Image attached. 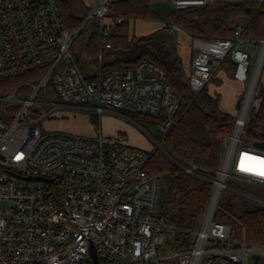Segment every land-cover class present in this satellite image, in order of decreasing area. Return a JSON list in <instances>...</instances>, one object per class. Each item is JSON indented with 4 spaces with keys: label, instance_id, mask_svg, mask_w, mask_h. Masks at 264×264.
I'll list each match as a JSON object with an SVG mask.
<instances>
[{
    "label": "built area",
    "instance_id": "obj_1",
    "mask_svg": "<svg viewBox=\"0 0 264 264\" xmlns=\"http://www.w3.org/2000/svg\"><path fill=\"white\" fill-rule=\"evenodd\" d=\"M114 1L96 0L86 17V23L98 22L104 37L123 20L110 16ZM243 30L239 25L232 37L212 42L192 40L189 84L195 96L228 55L235 80L248 85L234 127L223 139L204 221L184 248L166 254L159 247L171 229L156 219L162 178L147 171L155 148L132 145L123 133L43 132L35 125L47 117L46 107L99 116L141 114L160 119L161 140L151 138L163 148L180 108L166 70L141 61L105 71L104 53L112 50L105 43L96 70L85 73L76 54L77 32L68 28L58 0H0V80L44 71L34 83H24L31 88L27 97L17 89L0 96V264H94L93 248L100 264H253L255 254L257 264H264V247L238 241L231 225L214 219L228 178L264 185V175L258 174L264 150L246 138L258 89L252 88L247 101L258 48L245 47L250 41L242 37ZM51 89L58 99L51 97ZM31 111L41 115L33 118ZM180 166L198 174L194 165Z\"/></svg>",
    "mask_w": 264,
    "mask_h": 264
},
{
    "label": "trees",
    "instance_id": "obj_2",
    "mask_svg": "<svg viewBox=\"0 0 264 264\" xmlns=\"http://www.w3.org/2000/svg\"><path fill=\"white\" fill-rule=\"evenodd\" d=\"M158 1L166 0H115L110 16L123 20L106 37L101 35L98 22L86 23L89 9L83 6L82 0H58V3L68 28L77 32L76 46L84 45L85 64L98 56L105 43H111V51L125 52L126 57L104 62L105 71L152 61L166 70L168 81L180 98L176 124L164 139L163 148L156 147L151 153L147 165L151 175L166 177V197L159 204L156 219L171 229L173 245L179 250L190 242L192 233L199 230L204 221L213 195L211 180L216 177L224 154L223 139L232 131L236 117L221 109V96H213L208 85L194 95L189 74L184 70L177 50L172 52L156 40V36L160 34L159 30L177 27L191 40L212 42L232 37L236 28L243 25L242 37L257 44L264 39V0H209L201 5L175 8L165 15L152 9V3ZM138 21H163L164 28L149 36H132V27ZM87 30L90 34L85 37ZM153 40L158 43L152 51L148 46ZM227 59L233 62L231 55ZM43 72L0 80V96L17 89L20 97H27L31 88L24 83H34ZM49 92L53 99H58L52 89ZM257 97V104L252 105L246 122L247 143L252 145L264 141V88ZM129 115L145 127L157 125L160 120L141 114ZM181 164L196 166L198 174L186 173ZM241 205L237 211L232 202H227L223 208L217 207L214 219L231 225L238 241L252 247H264V205L258 202L251 205L247 200Z\"/></svg>",
    "mask_w": 264,
    "mask_h": 264
},
{
    "label": "rangeland",
    "instance_id": "obj_3",
    "mask_svg": "<svg viewBox=\"0 0 264 264\" xmlns=\"http://www.w3.org/2000/svg\"><path fill=\"white\" fill-rule=\"evenodd\" d=\"M262 1V0H260ZM80 7V4H77ZM163 25V26H162ZM164 28L163 21H138L133 25V34L132 36L136 37H145L152 35L154 32ZM160 34L156 36V40L159 41L165 47L169 48L172 52L176 53L177 45H184L187 48L191 49V53H194L192 49V40L190 39L189 43L187 42L186 35L177 27H171L164 30H159ZM90 34V30H87L84 34L87 37ZM248 40L247 38H245ZM247 46L248 50H251L253 46H257V54L254 56L251 66V72L256 69L258 60L260 59L261 50H262V40L257 44L249 40ZM157 41H152L151 45L148 47L153 51L157 45ZM251 43V44H250ZM79 48V47H78ZM126 54L122 51H109L104 53V62L109 63L113 62L119 58H125ZM83 64L86 63V58L82 60ZM90 66L93 73L98 65L97 58H91ZM185 64V63H184ZM188 75V73H187ZM214 78L208 84V91L213 95L221 96L220 107L223 111L232 114L235 117L239 116L240 110L237 109L238 98L246 94V88L248 82L239 83L234 81L233 65L229 59L222 62V65L217 69L216 73L213 76ZM264 88V67L260 76L258 89L256 92L255 99L253 101V106L257 104L258 93L261 89ZM238 93L237 100H233V95ZM46 112L48 115L45 119L38 120L35 122V125L40 127L43 132L50 131H60L64 133H73L78 135H92L93 129L95 127L96 131L99 133L100 129L103 130L104 135H110V130L119 131L120 133L126 134L128 136L129 143H134L140 145L143 148L148 149L150 146L156 148L157 145L152 141L151 136L161 140V135L156 128V125H149L147 127L137 123L131 117L129 113L121 112L117 113H105L102 116H99L94 113H90L84 110L71 109V108H53L46 107ZM41 114L31 111V117L38 118ZM129 115V116H128ZM133 129H129V128ZM110 132L109 134H106ZM126 131V132H125ZM111 136V135H110ZM133 145V144H132ZM158 148V147H157ZM166 177H162L161 186H160V198L159 204L161 205L166 197ZM227 186L221 196L218 207L223 208L227 202H232L235 204L234 210H240L242 208L241 202L247 200L254 205L257 201L254 197L264 200V185L254 182H248L242 178L230 177L227 180ZM249 196H248V195ZM264 205V204H263ZM165 245L159 247L160 251L166 254H172L176 248L172 249L174 236L172 234L165 235ZM171 246H170V245Z\"/></svg>",
    "mask_w": 264,
    "mask_h": 264
},
{
    "label": "water",
    "instance_id": "obj_4",
    "mask_svg": "<svg viewBox=\"0 0 264 264\" xmlns=\"http://www.w3.org/2000/svg\"><path fill=\"white\" fill-rule=\"evenodd\" d=\"M173 1L174 2H178L181 5L188 6V5H201V4H204L206 1H209V0H173ZM173 1L172 0H169V1L166 0V1L154 2V3H152L151 7H152V9L154 11L158 12L159 14L165 15V14L173 11L176 8V5L174 4ZM263 49H264V39L262 40V50H261V52L263 51ZM84 52H85V48H84V45L82 44V45L79 46V48L77 50V53H76L80 62H82V59H83V56H84ZM258 62H259V60H258ZM81 67H82V70L85 73L89 72V70L87 69V67L84 64H82ZM263 67H264V60H263L262 66H261L259 77H258L257 81L255 82L253 91H255L257 89V87H258ZM256 68H257V66H256ZM255 70H254V72H255ZM241 103H242V99L240 98L239 101L237 102V109L240 108ZM253 146L256 147V148L264 150V141H256V142H254ZM37 179L42 180L44 178L38 177ZM210 205H211V202H210ZM210 205H209V207H210ZM92 253H93L94 264H100L99 260L97 258V255L95 253V249L94 248L92 249ZM259 258H260V256L258 254H255L253 256V259H254V263L253 264H257Z\"/></svg>",
    "mask_w": 264,
    "mask_h": 264
},
{
    "label": "crops",
    "instance_id": "obj_5",
    "mask_svg": "<svg viewBox=\"0 0 264 264\" xmlns=\"http://www.w3.org/2000/svg\"><path fill=\"white\" fill-rule=\"evenodd\" d=\"M96 3V0H82V4H83V6L86 8V9H90V7H92L94 4ZM159 22V21H158ZM163 26V25H162ZM162 26H160L159 28L161 29V27ZM179 29V28H178ZM181 30V29H180ZM185 35H186V39H187V42L189 43V41H190V36L185 32V31H183V30H181ZM111 51V50H110ZM109 52V51H108ZM192 51H191V49L190 48H187V47H185L184 45H180V44H178L177 45V53L180 55V57H181V59H182V64H183V67H184V70L189 74L190 73V69H191V62H192V58L194 57V53H191ZM185 63V64H184ZM232 65H233V73H234V69H235V64H234V62H232ZM85 66L87 67V69L89 70V72H92V69H91V66H90V64H85ZM234 81H236V82H239V81H237V80H235V79H233ZM239 83H241V82H239ZM233 95V100H237V98H238V93H235V94H232ZM242 97V96H241ZM241 97H239L238 98V101H239V99L241 98ZM237 101V102H238ZM129 128V127H128ZM129 129H133V128H129ZM111 132V133H110ZM110 132H108L107 131V133L106 134H109L110 133V135H116V134H118V133H120L119 131H116L115 132V130H110ZM126 132V131H125ZM98 134H104L103 133V130L102 129H100V132L98 133L97 131H96V129H95V127H94V129H93V134L91 135V136H96V135H98ZM109 135V136H110ZM87 136H90V135H87ZM133 145H135V146H140V145H136V144H134V143H132ZM142 147V146H141ZM152 148V146H150L148 149H151ZM255 199L257 198V197H254ZM260 199V198H259ZM257 200V199H256ZM257 201H259V200H257ZM261 201H262V203L259 201L258 203H261V204H264V200H262L261 199Z\"/></svg>",
    "mask_w": 264,
    "mask_h": 264
},
{
    "label": "bare ground",
    "instance_id": "obj_6",
    "mask_svg": "<svg viewBox=\"0 0 264 264\" xmlns=\"http://www.w3.org/2000/svg\"><path fill=\"white\" fill-rule=\"evenodd\" d=\"M263 60H264V49L263 51L261 52V55H260V59H259V62H258V65H257V68L255 70V73H254V76H253V79H252V87H251V91L249 92V95H248V100L247 101H250L251 100V93H252V88L254 87L255 85V82L257 81L258 77H259V74H260V70H261V66L263 64Z\"/></svg>",
    "mask_w": 264,
    "mask_h": 264
},
{
    "label": "snow or ice",
    "instance_id": "obj_7",
    "mask_svg": "<svg viewBox=\"0 0 264 264\" xmlns=\"http://www.w3.org/2000/svg\"><path fill=\"white\" fill-rule=\"evenodd\" d=\"M260 165H261V170L258 173L259 175H264V161H260ZM248 170V169H245Z\"/></svg>",
    "mask_w": 264,
    "mask_h": 264
}]
</instances>
